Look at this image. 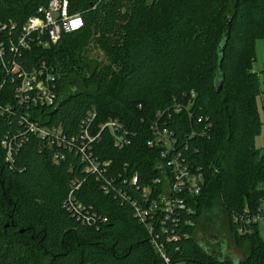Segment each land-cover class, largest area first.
<instances>
[{"label": "trees", "instance_id": "16d2710c", "mask_svg": "<svg viewBox=\"0 0 264 264\" xmlns=\"http://www.w3.org/2000/svg\"><path fill=\"white\" fill-rule=\"evenodd\" d=\"M49 1L0 0V22L19 31ZM68 3L82 30L23 55L27 64L44 60L54 70L57 104L31 109L35 120L61 127L68 145L50 147L31 136L7 163L0 144V264H165L135 206L147 209L143 189L159 188L163 149L148 144L156 122L173 133V152L204 176L190 211L167 219L165 234L157 229L164 254L174 264H264L258 224L239 232L244 209L255 211L264 198V155L255 139L264 125V84L253 71L256 41L264 42V0ZM12 90L9 82L0 92V105L14 108L0 110V143L21 129L24 116ZM89 112L95 125L118 121L131 139L117 149L102 133L93 156L111 164L99 178L85 172L70 146ZM57 152L65 156L58 162ZM73 189L95 213L89 224L63 203ZM214 191L236 248L248 250L243 261L216 256L194 240Z\"/></svg>", "mask_w": 264, "mask_h": 264}, {"label": "built area", "instance_id": "2783aa9c", "mask_svg": "<svg viewBox=\"0 0 264 264\" xmlns=\"http://www.w3.org/2000/svg\"><path fill=\"white\" fill-rule=\"evenodd\" d=\"M79 14H71L69 11L68 0H50L48 5L41 8L36 16L28 19L26 24L18 31L15 25L8 26L0 22V92L7 83L13 86V97L19 108L23 112V120H20L21 129L12 136H5L1 140V146L6 153L7 163L14 162V156L23 147L31 136L46 140L50 147L54 145H64L66 135L61 127H49L42 120H35L32 107L44 108L57 104L58 78L54 70L41 60L36 64H27L23 55L32 52L33 48L39 47L46 50L51 45L57 44L64 34L77 32L84 27V21ZM16 35H14V32ZM6 34V35H5ZM6 36V37H5ZM1 95V93H0ZM194 96V95H193ZM0 110L4 114H10L14 108L11 105L1 106ZM157 119L160 113L156 114ZM96 114L89 112L84 120L81 133L72 138L73 149L81 155V160L85 164L87 174L100 177L106 172L110 162H99L93 156V147L101 139L103 132H108L117 149H124L131 143L128 131L116 120H109L103 124L95 125ZM154 136L148 142L150 147L162 148L157 170L160 171V178L154 183L159 185L163 178H168L167 189L160 192L150 187L143 189L144 202L148 205L147 209L137 206L138 217L142 221L149 222L148 228L153 236L155 248L162 255L165 264H174L164 254L163 247L157 241H161L157 234V229L161 228L163 234L167 229L164 224L167 219L174 218L180 211H190L188 205L198 197L204 186V176L190 165L178 152H173L174 138L171 131L161 128L156 122L152 126ZM264 151V146H263ZM65 156L57 152L54 156L55 161L63 160ZM112 178V177H111ZM113 177L111 181H115ZM134 177L130 185H135ZM80 185L75 187L78 190ZM107 189L106 186H103ZM264 189V186H263ZM67 209L78 216L84 224H89L92 218L96 217L92 210L87 208L74 196V189L71 190L68 198L63 202ZM241 217L242 225L239 227L240 233L248 231V226L258 224L264 218V198L255 211L244 209ZM87 212V213H86Z\"/></svg>", "mask_w": 264, "mask_h": 264}, {"label": "rangeland", "instance_id": "374dc122", "mask_svg": "<svg viewBox=\"0 0 264 264\" xmlns=\"http://www.w3.org/2000/svg\"><path fill=\"white\" fill-rule=\"evenodd\" d=\"M256 59L253 64V71L257 72L260 77L261 84H264V42L261 39L256 41L255 46ZM263 87V86H262ZM259 108L261 113L262 122L264 124V108L262 100L259 99ZM256 146L262 149L264 146V125L262 126L261 134L255 138ZM159 162V161H157ZM168 178H163L160 185V192H164L167 189ZM264 184L262 185V187ZM218 194L214 191L209 198L204 214L196 225V230L194 233V240L199 243L202 247L209 249L210 252L214 253L216 256L228 258L233 261H243L247 257L248 250H240L236 248L228 224V218L222 207L220 205V198L217 197ZM258 230L261 239L264 241V218H261L258 223ZM212 237L214 241H208ZM217 238L219 241H217ZM224 254V255H223Z\"/></svg>", "mask_w": 264, "mask_h": 264}, {"label": "flooded vegetation", "instance_id": "af4514ba", "mask_svg": "<svg viewBox=\"0 0 264 264\" xmlns=\"http://www.w3.org/2000/svg\"><path fill=\"white\" fill-rule=\"evenodd\" d=\"M208 241H214V239L212 238V237H210L209 238V240ZM217 241H219V239L217 238ZM209 252H210V250L209 249H207ZM212 253V252H211ZM214 254V253H213ZM224 255V254H223ZM233 261V260H232ZM236 262V261H235ZM238 262V261H237Z\"/></svg>", "mask_w": 264, "mask_h": 264}, {"label": "crops", "instance_id": "0c3cea01", "mask_svg": "<svg viewBox=\"0 0 264 264\" xmlns=\"http://www.w3.org/2000/svg\"><path fill=\"white\" fill-rule=\"evenodd\" d=\"M262 103H263V107H264V96L262 97Z\"/></svg>", "mask_w": 264, "mask_h": 264}, {"label": "water", "instance_id": "95a60500", "mask_svg": "<svg viewBox=\"0 0 264 264\" xmlns=\"http://www.w3.org/2000/svg\"><path fill=\"white\" fill-rule=\"evenodd\" d=\"M218 85H219V83H218ZM220 86H218V88H219Z\"/></svg>", "mask_w": 264, "mask_h": 264}]
</instances>
